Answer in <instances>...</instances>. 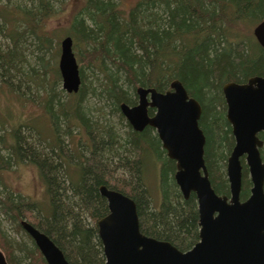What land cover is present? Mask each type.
<instances>
[{
	"label": "trees",
	"instance_id": "1",
	"mask_svg": "<svg viewBox=\"0 0 264 264\" xmlns=\"http://www.w3.org/2000/svg\"><path fill=\"white\" fill-rule=\"evenodd\" d=\"M55 2L0 0L4 42L0 43V172L33 164L50 196V209L45 212L36 199L0 181V243L9 264L47 262L33 239L19 242L8 236L3 217L19 231L25 230L23 219L31 222L52 238L70 264H104L97 222L109 209L101 185L135 200L142 232L181 250L191 248L199 240L197 198L191 193L186 199L181 193L174 178L176 162L166 155L155 129L139 132L127 121L128 129L118 132L107 120H94L84 101L94 96L124 118L120 104H135L139 86L164 92L174 79L181 80L203 106L200 126L206 135L212 185L217 193L228 194L224 163L234 139L222 88L229 81L242 83L264 76V48L253 33L254 26L264 20V0H136L129 8H123L119 0H80L66 28L47 30L45 22L56 14ZM67 35L73 38L82 82L76 93L62 91L61 100L62 92L53 87L60 71L55 69L52 83L48 78L51 59L45 56L55 44L57 58L60 39ZM31 55L39 59V66L31 64ZM23 83L31 93L36 88L30 100L50 118L54 137L46 147H40L42 132L29 117L15 119L11 114L14 99L24 105L25 96L18 88ZM41 88L47 93L40 94ZM149 112L153 114L154 109ZM73 127H78L84 142L72 140L77 154H67L61 135L64 131L71 141ZM24 129L30 136L23 134ZM151 156L154 160H149ZM148 162L159 172V202H154L147 186ZM250 185L244 164L243 199Z\"/></svg>",
	"mask_w": 264,
	"mask_h": 264
},
{
	"label": "water",
	"instance_id": "2",
	"mask_svg": "<svg viewBox=\"0 0 264 264\" xmlns=\"http://www.w3.org/2000/svg\"><path fill=\"white\" fill-rule=\"evenodd\" d=\"M253 33L264 48V20L254 26ZM73 43L69 35L61 40L59 70L68 93L78 92L82 82ZM223 91L235 137L227 161L230 195H219L212 186L204 158L206 136L199 124L202 106L181 80L174 79L164 92L139 86L136 104H120L132 128L140 132L153 127L167 155L176 160L174 178L181 193L186 199L191 193L197 197L200 240L184 251L170 241L145 235L134 199L101 185L109 207V213L97 222L104 264H264L263 141L257 135L264 130V76H252L245 83L226 82ZM149 107L155 108L153 115ZM243 156L252 182L244 200ZM21 225L47 264H70L49 235L25 219ZM0 264H9L2 250Z\"/></svg>",
	"mask_w": 264,
	"mask_h": 264
},
{
	"label": "rangeland",
	"instance_id": "3",
	"mask_svg": "<svg viewBox=\"0 0 264 264\" xmlns=\"http://www.w3.org/2000/svg\"><path fill=\"white\" fill-rule=\"evenodd\" d=\"M12 1H16V0H12ZM21 3L23 0H19ZM56 2L54 3V9H55V13L52 17H50L46 22V29L47 30H53L56 27L58 28H66L68 25V21L69 18L71 17L73 11L77 8V6L79 5L80 0H65L64 3H62V0H55ZM64 1V0H63ZM121 3V6L123 8H129L131 5H133V3L136 0H119ZM28 3V1H26ZM58 36H62V31H58L57 32ZM62 39V38H61ZM60 39V42H61ZM0 43H4L3 39L0 36ZM61 47V46H60ZM25 53H29L28 49H25ZM40 51V50H39ZM56 46L54 44V47L46 54V59H51L50 60V64L52 66V70L50 71L48 78L50 79V81L52 83L53 82V78H54V71L56 68L59 69V59H60V53H61V49L60 52L56 58ZM36 54V53H35ZM41 54V51H40ZM36 55L33 56L31 55L30 60H31V64L39 66V59H36ZM60 71V70H59ZM87 72H89V70H87ZM89 74V78L88 80H92L93 76L91 75V73ZM61 75V74H60ZM15 83V87L18 83V81H20L18 78L14 80ZM26 83H23L22 86L18 87L20 90L21 94H24V105H20V102H18V100H13L11 97V100H13V104L12 102L10 103L12 108H11V114L13 116V114L15 115V119L17 118V116H24V117H29L30 119V123L33 124L35 127H37L38 129H40V131L42 132V141L40 144V147H46L47 145V141H49V138H52L53 133H51L50 129H51V124H50V118L48 116V114L45 112V110H43L41 107H39L36 103H34L32 100H30L32 98V93L36 92V88L33 87V92L31 93L29 91V89L26 88ZM31 85V83H30ZM14 87V88H15ZM49 88V85L47 86ZM54 89H56L57 91H64L63 89V81H62V77L60 76V79L56 82L55 85H53ZM48 88H46L48 90ZM23 92V93H22ZM40 94H45L47 93L46 90L44 88L40 89ZM65 92H62L61 95V100L63 99ZM7 95V96H6ZM5 95V101L7 100V97H9V93L7 92ZM34 95H36V93H34ZM44 96V95H43ZM29 99V100H28ZM10 100V99H8ZM7 100V102H8ZM138 100V98H137ZM2 106H3V111L4 108L6 106V102L2 101ZM84 107L86 109H88V112L91 113L92 118L94 120H100V122H109L112 125H114L118 132L123 133L124 131H126L127 128V119L125 118H120L117 114L114 113V111H112L108 106L104 105L103 101H98L96 97L92 96H88L85 101H84ZM31 117V118H30ZM33 117V118H32ZM23 119V117H22ZM74 131L72 133V139L71 141L69 140V138L66 136V134L62 133V137L64 138V151L67 154L76 152L75 149H73V143L72 140H81V142L84 140L83 135H81L80 130L75 127H73ZM5 132V131H4ZM8 132V131H7ZM24 135L30 136V133L28 134V131H26L25 129L22 130ZM3 133L2 130H0V134ZM9 133V132H8ZM33 138H37V135L35 132L32 133ZM54 137V136H53ZM84 142V141H83ZM79 147V146H78ZM88 153L87 150L85 152V154ZM77 154V152H76ZM88 155V154H87ZM229 155V153H228ZM73 155H70L69 158L73 160V162L76 161V159H74V157H72ZM154 160L153 157L151 156L149 158V160ZM224 167L226 170V162L224 163ZM146 172H145V176H146V181H147V186L148 189L150 190V193L154 199V202H159L160 197H159V175L157 172V170L155 168L152 167V165L148 162V165L146 167ZM74 169V168H73ZM0 181L4 184L9 186L11 189L18 191L24 195L30 196L33 199H36L39 202V205L41 206L42 210H44L45 212L48 211L50 209V196L48 193V188L47 185L44 181V179L42 178L39 169L37 166L30 164V163H25V164H20V165H14L12 166L11 169L5 170L3 172H0ZM42 215V214H41ZM2 225L3 228L5 229V231L7 232L8 236L15 241H19V242H29L30 241V236L29 234L25 231V230H18L16 228V226L13 224V222H11L10 220H7L5 217L2 218ZM32 240V238H31ZM33 241V240H32ZM2 244L0 243V250L3 251V249L1 248ZM4 252V251H3ZM17 254V252H16Z\"/></svg>",
	"mask_w": 264,
	"mask_h": 264
},
{
	"label": "flooded vegetation",
	"instance_id": "4",
	"mask_svg": "<svg viewBox=\"0 0 264 264\" xmlns=\"http://www.w3.org/2000/svg\"><path fill=\"white\" fill-rule=\"evenodd\" d=\"M248 81V80H247ZM246 81V82H247ZM240 83V82H239ZM242 83H245V82H242ZM225 85V84H224ZM224 85H223V87H224ZM222 91H223V88H222ZM137 93V92H136ZM137 96H138V94H137ZM192 96V95H191ZM223 96H224V100H225V104H226V110H225V117H226V119L228 120V117H227V109H228V107H227V103H226V99H225V95H224V91H223ZM192 97H194V96H192ZM196 98V97H195ZM197 99V98H196ZM198 100V99H197ZM138 101V100H137ZM199 101V100H198ZM200 102V101H199ZM137 103V102H136ZM135 103V104H136ZM200 104H201V102H200ZM201 106H202V104H201ZM152 107H149V109H151ZM152 109H154V112H155V108H152ZM202 109H203V106H202ZM154 112H153V114H154ZM149 114L150 115H153V114H151L150 112H149ZM201 115H202V113H201ZM200 119H201V117H200ZM228 122H229V120H228ZM230 123V122H229ZM130 124V123H129ZM199 124H200V120H199ZM230 126H231V132H232V136H233V139H234V145H235V137H234V134H233V131H232V124L230 123ZM148 127H151V126H148ZM201 127V126H200ZM151 128H153V127H151ZM202 128V127H201ZM155 132H156V130H155ZM157 133V132H156ZM205 134V133H204ZM158 135V134H157ZM258 137L263 141V145H262V147L260 148V152H261V156H262V159H263V161H264V157H263V155H262V149H263V147H264V130L263 131H260V132H258ZM206 136V135H205ZM159 138V137H158ZM161 141V140H160ZM161 144H162V142H161ZM206 145V144H205ZM234 145H233V147H234ZM233 147H232V149H233ZM163 148V147H162ZM164 149V148H163ZM232 149H231V151H232ZM231 151H230V153H229V155L231 154ZM205 153H206V150H205ZM205 153H204V158H205ZM166 155H167V151H166ZM229 155H228V157H229ZM168 156V155H167ZM169 157V156H168ZM228 157H227V161H228ZM170 158V157H169ZM170 159H172V158H170ZM172 160H174L175 162H176V160L175 159H172ZM241 160H242V164H243V169H244V164L247 166V164H246V160H245V156H243L242 158H241ZM227 161H226V177H227V180H228V176H227ZM205 162H206V158H205ZM206 165H207V163H206ZM247 168H248V166H247ZM207 169H208V167H207ZM176 171H177V162H176ZM175 171V172H176ZM208 172H209V170H208ZM248 173H249V168H248ZM174 175H175V173H174ZM249 177H250V174H249ZM209 178H210V176H209ZM211 180V179H210ZM250 180H251V178H250ZM228 183H229V180H228ZM213 186V185H212ZM251 187H252V182H251V185H250V188H249V195H250V193H251ZM214 188V187H213ZM242 188H243V177H242ZM116 190V189H115ZM216 191V190H215ZM242 192V191H241ZM219 194V193H218ZM219 195H224V194H219ZM226 195H230V186H229V193L228 194H226ZM248 195V196H249ZM197 198V197H196ZM242 198V197H241ZM243 199V198H242ZM246 199V198H245ZM107 200V199H106ZM244 200V199H243ZM135 201V200H134ZM108 203V202H107ZM198 204V203H197ZM108 209H109V207H108ZM138 211V210H137ZM109 213V212H108ZM28 221V220H27ZM140 221V220H139ZM35 226V225H34ZM98 226V225H97ZM140 229H141V227H140ZM142 231V230H141ZM142 233H144V232H142ZM145 235H147V236H149V237H153V236H151V235H148V234H146V233H144ZM99 236V235H98ZM100 238V237H99ZM162 240H164V239H162ZM199 240H200V225H199ZM198 240V241H199ZM166 241H168V240H166ZM197 241V242H198ZM196 242V243H197ZM195 243V244H196ZM194 244V245H195ZM175 245V244H174ZM193 245V246H194ZM176 246V245H175ZM192 246V247H193ZM191 247V248H192ZM179 248V247H178ZM191 248H189V249H191ZM180 249V248H179ZM189 249H187V250H189ZM187 250H184V251H187ZM105 256V255H104ZM106 260V259H105ZM105 263V262H104Z\"/></svg>",
	"mask_w": 264,
	"mask_h": 264
}]
</instances>
